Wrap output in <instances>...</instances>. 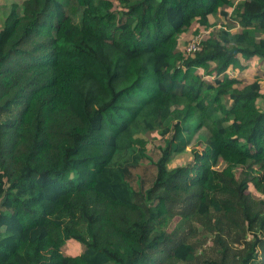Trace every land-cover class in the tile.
<instances>
[{
    "label": "trees",
    "instance_id": "trees-1",
    "mask_svg": "<svg viewBox=\"0 0 264 264\" xmlns=\"http://www.w3.org/2000/svg\"><path fill=\"white\" fill-rule=\"evenodd\" d=\"M216 14L240 29L180 47ZM244 60L264 62V0L12 4L0 264H264V86L226 73Z\"/></svg>",
    "mask_w": 264,
    "mask_h": 264
},
{
    "label": "rangeland",
    "instance_id": "rangeland-1",
    "mask_svg": "<svg viewBox=\"0 0 264 264\" xmlns=\"http://www.w3.org/2000/svg\"><path fill=\"white\" fill-rule=\"evenodd\" d=\"M238 0H233L236 3ZM22 0H0V27L3 25L5 15L10 11L12 4L16 5V10L20 12V5ZM209 27H203L198 24V22L194 19L190 27L180 36V47L183 48L187 46V43L190 39L197 33L201 35L202 38L208 35V33L214 29L218 28H226L231 30L232 32L235 30H239V26L234 21L232 14L227 16H222L221 14L209 15ZM245 68L239 69H227L226 73L228 75L237 76L243 81H251L256 78H259L261 86H264V62L260 60H254L252 62L243 61ZM210 78V77H209ZM208 78V79H209ZM143 136L148 142L152 139L158 137V132L156 130L146 132L145 134H139ZM149 144V143H148ZM192 162V153L189 147L185 148L183 151L175 152L171 154L169 160L167 161V167L172 168L175 166H179L180 164ZM223 164L219 163L218 168L222 167ZM252 194L258 195L255 193L252 185L248 188ZM261 196V195H260ZM264 197V196H262ZM175 221V220H174ZM174 223V222H173ZM171 224V226L173 225ZM82 249V246L73 240H67L62 246L61 250L66 255H70L73 253H77Z\"/></svg>",
    "mask_w": 264,
    "mask_h": 264
},
{
    "label": "built area",
    "instance_id": "built-area-1",
    "mask_svg": "<svg viewBox=\"0 0 264 264\" xmlns=\"http://www.w3.org/2000/svg\"><path fill=\"white\" fill-rule=\"evenodd\" d=\"M201 41V35L199 33L195 34L190 41L187 43L186 50L188 52H194L199 48Z\"/></svg>",
    "mask_w": 264,
    "mask_h": 264
}]
</instances>
